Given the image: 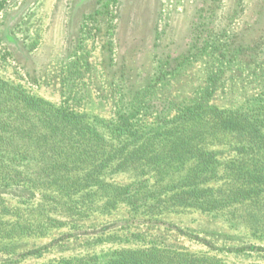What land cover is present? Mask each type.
<instances>
[{"label": "rangeland", "instance_id": "374dc122", "mask_svg": "<svg viewBox=\"0 0 264 264\" xmlns=\"http://www.w3.org/2000/svg\"><path fill=\"white\" fill-rule=\"evenodd\" d=\"M263 28L264 0H0V78L86 114L104 132L135 91L140 102H171L169 116L200 102L247 107L264 97V63L227 60L222 47L250 43ZM213 148L222 174L236 152ZM106 179L126 184L133 176ZM224 180L211 185L224 188ZM15 195L2 199L23 205ZM245 206H235V217L196 209L159 217L173 228L124 203L65 215L43 234L0 236V264H118V252L151 245L212 255L217 264H264V230L243 220ZM16 217L45 224L37 213Z\"/></svg>", "mask_w": 264, "mask_h": 264}, {"label": "trees", "instance_id": "16d2710c", "mask_svg": "<svg viewBox=\"0 0 264 264\" xmlns=\"http://www.w3.org/2000/svg\"><path fill=\"white\" fill-rule=\"evenodd\" d=\"M262 30L250 43L224 45L225 59L239 55L243 62L264 63ZM137 93L104 132L86 114L0 78V213L13 219L18 211H26L45 221L0 219V236L43 234L64 225L62 216L110 211L119 203L143 212L147 221L171 228L174 225L160 220L161 215L196 209L225 210L235 217V206L245 204L240 216L264 230V97L247 107L200 102L169 116L171 102H140ZM220 145L236 152L222 174L219 151L213 148ZM123 172L133 176L126 184L106 179ZM222 178L228 184L224 188L211 185ZM8 192L23 205L7 206L2 194ZM118 254L113 263L220 261L212 255L167 252L152 245Z\"/></svg>", "mask_w": 264, "mask_h": 264}]
</instances>
